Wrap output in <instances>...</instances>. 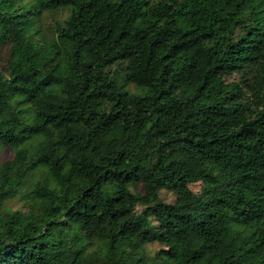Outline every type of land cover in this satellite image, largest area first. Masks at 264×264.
<instances>
[{"label":"trees","instance_id":"obj_1","mask_svg":"<svg viewBox=\"0 0 264 264\" xmlns=\"http://www.w3.org/2000/svg\"><path fill=\"white\" fill-rule=\"evenodd\" d=\"M0 264H264V0H0Z\"/></svg>","mask_w":264,"mask_h":264},{"label":"rangeland","instance_id":"obj_2","mask_svg":"<svg viewBox=\"0 0 264 264\" xmlns=\"http://www.w3.org/2000/svg\"><path fill=\"white\" fill-rule=\"evenodd\" d=\"M61 72L64 74H66V72H67V67H66L65 61H63L61 63ZM10 156H11V153L7 150H5L1 153V159H7ZM202 186H203V183H197V184L192 185L191 188L195 193H200ZM162 197L167 202H173L175 199V196L173 194L165 192V191L162 193Z\"/></svg>","mask_w":264,"mask_h":264}]
</instances>
